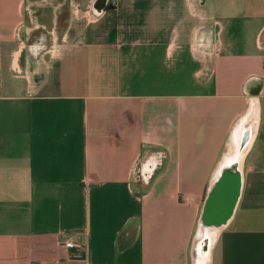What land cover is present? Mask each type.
Segmentation results:
<instances>
[{"label":"crops","instance_id":"obj_1","mask_svg":"<svg viewBox=\"0 0 264 264\" xmlns=\"http://www.w3.org/2000/svg\"><path fill=\"white\" fill-rule=\"evenodd\" d=\"M205 256L264 264V0H0V264Z\"/></svg>","mask_w":264,"mask_h":264},{"label":"water","instance_id":"obj_2","mask_svg":"<svg viewBox=\"0 0 264 264\" xmlns=\"http://www.w3.org/2000/svg\"><path fill=\"white\" fill-rule=\"evenodd\" d=\"M238 164L225 167L215 186L210 190L204 221L207 225L218 226L226 222L231 215L240 186Z\"/></svg>","mask_w":264,"mask_h":264},{"label":"bare ground","instance_id":"obj_3","mask_svg":"<svg viewBox=\"0 0 264 264\" xmlns=\"http://www.w3.org/2000/svg\"><path fill=\"white\" fill-rule=\"evenodd\" d=\"M246 122L254 125L255 112L253 111V108H250L248 113L242 117L240 124L237 127L239 130L240 126L242 125V127H243L242 130L237 131V129H236L234 131V134H233L234 144H233V148L230 150V152L225 157V162H224L225 167L235 166L237 163H239L243 159V156H244V154H245V152L249 146L248 138L243 136V132H244L243 129L245 128V126H243V124ZM218 226H220V225H218ZM218 226H214V225L212 226L211 225V226H208V228H207V238L211 241V243L213 242L214 238L216 237L217 232H219ZM207 258L209 259V257H207V256L202 258L200 264H206Z\"/></svg>","mask_w":264,"mask_h":264},{"label":"built area","instance_id":"obj_4","mask_svg":"<svg viewBox=\"0 0 264 264\" xmlns=\"http://www.w3.org/2000/svg\"><path fill=\"white\" fill-rule=\"evenodd\" d=\"M65 245H66L67 247H73V246H75L76 244H75V242H74L72 239H67V240H65Z\"/></svg>","mask_w":264,"mask_h":264}]
</instances>
